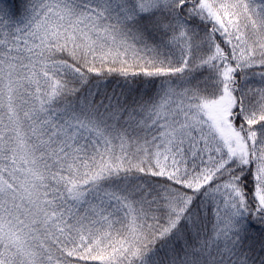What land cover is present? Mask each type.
<instances>
[{"label":"snow or ice","instance_id":"1","mask_svg":"<svg viewBox=\"0 0 264 264\" xmlns=\"http://www.w3.org/2000/svg\"><path fill=\"white\" fill-rule=\"evenodd\" d=\"M0 264H264V0H0Z\"/></svg>","mask_w":264,"mask_h":264}]
</instances>
